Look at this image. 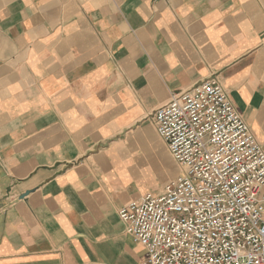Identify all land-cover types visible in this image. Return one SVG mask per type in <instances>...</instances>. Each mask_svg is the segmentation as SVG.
Segmentation results:
<instances>
[{
	"label": "crops",
	"instance_id": "0c3cea01",
	"mask_svg": "<svg viewBox=\"0 0 264 264\" xmlns=\"http://www.w3.org/2000/svg\"><path fill=\"white\" fill-rule=\"evenodd\" d=\"M211 76L264 151V0H0V264H142L153 112Z\"/></svg>",
	"mask_w": 264,
	"mask_h": 264
},
{
	"label": "built area",
	"instance_id": "2783aa9c",
	"mask_svg": "<svg viewBox=\"0 0 264 264\" xmlns=\"http://www.w3.org/2000/svg\"><path fill=\"white\" fill-rule=\"evenodd\" d=\"M152 117L182 173L118 211L142 264H264V151L218 79Z\"/></svg>",
	"mask_w": 264,
	"mask_h": 264
},
{
	"label": "rangeland",
	"instance_id": "374dc122",
	"mask_svg": "<svg viewBox=\"0 0 264 264\" xmlns=\"http://www.w3.org/2000/svg\"><path fill=\"white\" fill-rule=\"evenodd\" d=\"M166 147V146H165ZM166 151H167V155L169 156V158H170V167L168 166L166 169H168L169 168V174L171 175V178H174L175 176L177 177V175L179 174V172H180V174L182 173V167H181V165L180 164H178L171 156H170V154H169V152H168V150H167V148H166ZM155 170H157V169H159L160 170V167H159V165H155ZM158 170V171H159ZM181 170V171H180ZM157 172V171H156ZM175 172H177V174H175ZM153 191H155V190H153Z\"/></svg>",
	"mask_w": 264,
	"mask_h": 264
}]
</instances>
